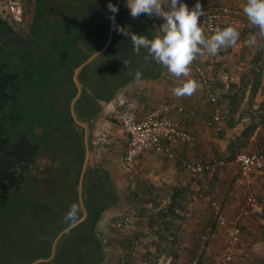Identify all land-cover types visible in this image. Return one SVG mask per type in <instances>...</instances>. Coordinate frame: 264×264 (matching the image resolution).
Instances as JSON below:
<instances>
[{
	"label": "trees",
	"instance_id": "obj_1",
	"mask_svg": "<svg viewBox=\"0 0 264 264\" xmlns=\"http://www.w3.org/2000/svg\"><path fill=\"white\" fill-rule=\"evenodd\" d=\"M109 2L116 5L117 0H36L30 40L23 37L26 35H16L20 37L14 42L15 44L11 47L8 46L4 54L0 55L2 64H7L10 69L5 74L0 72L1 264H31L37 258L49 257L52 254L53 242L57 235L83 215L79 201L78 182L84 163L85 150L83 131L76 129L71 114L70 104L78 91L73 74L75 68L85 61L90 53L101 49L106 44L111 22L109 16L112 15L107 8ZM62 7V11L58 12L57 9ZM127 11L128 8L125 6L124 0L117 13L116 25L124 26L122 19ZM50 29L52 35H57L56 37L60 38L58 35H61L63 29L69 38L77 37L78 39L69 40L66 45L56 41L58 43H56L55 49L51 48L53 56H50V59L58 65L59 70L63 69V72L61 81L55 87L50 88L52 89L50 95L58 92L59 96L55 98L56 101L51 106L52 111L48 106V112H54L53 118L46 117L45 119V121L52 120L53 122L48 128V131L51 132L49 135L43 136L42 143L39 144L36 141L39 145L35 146L37 147L35 151H31L32 143L29 139L24 137H19L17 140L11 139L9 129L13 124H16L20 130V121L17 117L24 111L23 104H20V96L26 95V87L32 82L31 78L24 74L31 73V76L34 75L36 79L38 78L39 66H37L35 58L43 56V53L49 55L45 49L48 46L42 42V35H44V31L49 32ZM154 31V28L151 29L150 33L152 34L149 36L152 37ZM146 34L148 36V32ZM28 41H30L29 44ZM124 42L127 47L129 45V50H133L131 39L114 30L113 41L107 50V60L123 55L122 53L127 50L124 47ZM13 53L20 57L16 63L19 62V65L27 70L22 72L17 71V68L14 71L11 70ZM156 67L155 61L144 63V68L147 70L146 76H150ZM1 75L8 77L2 78ZM88 76L90 77L84 67L79 75L80 80L84 81L82 83L84 89L82 97L76 105V112L80 118L91 122L97 115L99 104L92 97H87ZM37 84L39 85L34 87L41 86L42 83ZM59 89L61 90L57 91ZM105 90L107 92L109 90L110 95L102 98L109 101L113 97L114 89L107 86ZM12 96L13 102L16 98L18 101L11 103V106L10 98ZM83 102H86L85 106ZM22 118L23 116L21 120H23ZM251 128H246L239 138L242 139V136L249 133ZM12 136H17V134ZM107 177V171L97 165L88 167L83 184L88 215L81 223L63 235L58 254L54 259L55 264H68L67 262L76 258L82 250L84 251V248L87 249H85L83 258L81 257L80 261L74 260L77 261L75 264H100L104 261L103 242H101V237L98 238L95 235V226L104 210L118 201V196L112 190V186L108 189ZM176 204L177 202L174 201L172 205L160 209L164 214L168 213L174 218H178L179 215L173 208ZM73 205L76 206V212L74 218L68 220L66 217ZM159 206V204H154L156 209ZM143 208L145 210V207ZM206 227L199 235L196 255L200 250L201 235ZM116 228L119 231H124L117 226ZM117 229L112 230L114 238L120 234ZM73 234L77 238H74ZM153 234L160 235V228L154 229ZM142 236L144 234L138 232L134 238L141 241ZM162 236L172 239L175 237V232L162 234ZM124 241L119 247L127 250V245L132 244V241L128 238ZM150 248L148 246L146 254L141 255L149 257L147 262H135L136 259L131 253L125 261L119 262V264H152L154 259L151 255L155 251L153 252ZM171 253L177 256L173 251ZM202 253L205 254L204 251ZM169 264H176V261L173 260Z\"/></svg>",
	"mask_w": 264,
	"mask_h": 264
},
{
	"label": "crops",
	"instance_id": "obj_2",
	"mask_svg": "<svg viewBox=\"0 0 264 264\" xmlns=\"http://www.w3.org/2000/svg\"><path fill=\"white\" fill-rule=\"evenodd\" d=\"M31 2L33 3V11L31 12V16L28 22L27 20H25V23L23 25L15 22L10 16L9 10L7 9L8 6L4 11L3 6L0 2V55L4 54L8 46L11 47L15 44L14 42L17 41L20 37H17L16 35H26L23 37H25L26 40H30L31 37L29 36L33 31L32 21L34 19L36 11V0H31ZM245 3L246 0H223V2L218 1V5H231L241 9L242 11ZM192 8L193 7L189 6V9ZM202 8L204 9L205 7H203L202 5ZM153 16L155 21L154 23L159 27L160 21L158 20V17H156L155 15ZM26 24H28V27L24 29ZM46 31H44V35H42V42L45 46L50 45L52 49H55L56 43L54 46H52L54 43H52L51 40H53V37L57 35H52L51 31ZM239 33L240 37L236 45L221 49L220 52L215 56L209 55L207 53L198 55L195 61L190 65V78L195 79L201 85V87L191 97L178 98L173 95L172 88L176 86L179 81L176 77L171 75L162 65L157 64L154 72L150 76H146L147 70H145L144 68V63L147 62H145L144 58H142L141 61H136V54L134 50L127 49L126 51H124V53H122L123 55L119 56L118 58L107 60V50L110 47L113 39L110 45L106 49H104V51L102 50L106 44L101 49L90 53L88 58L80 64L84 65L81 68L79 75L84 67L86 68L88 75H90V77H87V82H89L87 83L89 85V89H87L86 91L87 97H92L97 101L99 106L97 115L91 122H88L86 119L80 118V116L77 114L76 105H78L84 89L82 84L84 81L80 80L79 77L81 89L79 90V88L77 87L78 91L76 95L79 94V100L75 105V112L77 117L82 122L87 124L88 131L84 127L78 125L77 122H75L74 117L73 120L76 129L83 131V139L87 133L89 147L94 153L96 165L102 168L104 171H107V167H105L98 161L100 160V157L103 156L107 160L111 161L114 157L122 154V160H124L127 164L126 154L129 146V136L124 131L123 122L120 123V121H115L113 119L111 122L105 123L104 121L107 120L99 116V113L102 111V109L109 110L114 105L121 106L124 101L129 99V104L132 105L131 108H136L134 111L137 117H141L146 112L154 109L159 103L167 101L179 103L185 106L187 111L192 112V114L190 115L184 113H174L173 117L181 123V126L184 130L196 136V140L194 142H174L172 155L157 153L154 150H145L137 155L134 160L133 166H129L127 164L135 172V176L133 175L132 178L134 179L133 183H135L136 187H134L133 192H131L130 195H138L137 197L141 201H155L154 204L160 205L158 209L165 205V203H167L165 200L171 201V204H173V202L176 200H185L188 198V196L185 195V192L188 191L189 184L186 183V179L182 178L185 177V175L189 172L183 166L184 162L194 158L210 161L225 159L227 163L222 167H225L224 169H226L227 171V175H224L225 179L229 181L231 170L235 169V167L238 168V171L234 172H238V175L235 178L236 181L232 183L233 190L231 191V193H229V196L226 195L225 197V211L227 215L231 217L236 212L237 202L235 199V192L241 188V178L239 174V165L235 159L237 153L239 152H237L238 148H233V146H235L234 144L238 140L244 141L245 143L248 137H250L252 134H255L256 137L258 135V132L254 131L253 133L254 126L250 125V117L242 115V111H240L237 116L236 112L239 111L240 107L238 106V101L236 100L243 99L238 97L237 93L239 92L241 86L245 84V79H243L244 72H255L252 71L253 66L254 69H259L258 67L256 68L253 63L252 55L253 53H256L255 50H258L257 46L264 43V38H261L257 35V42L254 46L249 47L246 45L245 41L248 40L252 35H256L258 33V29H256L255 27L252 29H243ZM205 35L210 37L212 34ZM48 39H50L51 43H48ZM72 39L78 38H59L60 44L64 43V45H66L69 40L72 41ZM29 42L30 41H28V44ZM124 44L126 45L125 42ZM60 53H62V51H60ZM141 55L144 57L147 55V53H145V55ZM258 56H261V54ZM124 60H129L131 62L130 67L133 73L136 70L142 72L140 82L135 81L134 75L128 74V69H126V66L123 64ZM212 60L214 61L212 62ZM0 63V70L3 71L2 74L8 73V70L10 69L7 64H2L3 61H0ZM196 63L202 65L206 74L208 75V81L209 83H211L213 91L217 97L216 101H213L209 97L210 92L207 89L205 78L196 70ZM2 65H6L7 67H3ZM79 66H77L75 70ZM226 74L229 76V79H225L223 77V75ZM258 75H261L260 81L262 83L259 86L260 89L259 91L255 89V91H253L252 98L249 99V104H252L254 106H257L259 104L264 105V72L260 71L258 72ZM1 77L7 78L8 76L1 75ZM247 80L248 81L246 82L249 85V79ZM219 82H223L225 84L222 83L219 86ZM107 86L114 89L113 97L109 101L105 98H102L103 96L110 95V91L108 90L107 92L105 90ZM216 108H221L222 110L221 121L213 125H208L207 121L212 118L214 110ZM249 127H252L251 131L244 134L242 136V139L239 138L242 135L243 131L246 128L248 129ZM103 128L110 132V134L107 135V142L105 141L106 143L97 141V138L105 135V132L102 131ZM219 134H221L222 136L220 135L221 137H219ZM253 137L254 136H251V138ZM210 139L213 140L215 151H217L218 155L220 156V158L218 159H212L215 154L211 153L209 151V147H207L208 141ZM246 144L247 142L245 143V145ZM248 145L251 148L252 146H254L255 148L253 150H255L258 147L264 145V143L256 146L255 144ZM157 171H160V174H156ZM107 175L111 181L108 186H112V190L115 191L116 195L118 196L119 193L114 189L115 182L113 181L108 171ZM130 181H132V179ZM129 184L124 187L125 191L132 187V184ZM192 188L195 189L194 186H192ZM251 188L252 192L255 194V196L257 195L256 197L258 199H264V170L254 172L252 174ZM118 199L119 198H117V200ZM118 201L108 209L104 210L98 223L95 226V235L98 238L101 237V242H103L105 253V259L100 264H105L110 261L112 259L111 249H116L115 245H121V242H125L124 239L126 238L130 239L132 241V244L127 245V250L119 248L118 263L125 261L126 257L131 255V253H133V258L136 259L135 262H139L141 259L137 257L139 255H142L140 254L141 251L145 252L144 247L147 248V251L148 246H150V249L153 250V243H156V236H153L152 234L153 230L158 228L159 225H149L147 221V212H149V209H147L145 204H142L139 201L133 204V209H131L133 213L132 214L130 212L124 213L120 209H118L116 206V204L119 203ZM143 207H145V210ZM123 214L130 215L131 222L124 231H119L116 228V222ZM241 225L244 236L242 237V242L239 248L236 250L234 260L230 264H264V218L255 216L246 217L245 219H243ZM182 226H184V228L188 229L189 231H197L201 228L199 227V225H194L193 220L190 221V223H188L187 220H183ZM73 228L69 230H72ZM114 229H117L120 232L119 236H116L115 238L112 237V230ZM69 230H67L66 232H68ZM138 232L144 234V236H142V238L140 239L141 241L135 240L134 238V235ZM63 235L60 237L57 243V247H54V242L57 237L55 238L53 242L52 254L49 257L37 258L32 263L55 264L54 259L58 254ZM73 236L74 238H77L76 235L73 234ZM207 246L208 243L206 244V248H204L203 250L204 252H206ZM85 249L87 248H84V251L82 250V252L78 256H76V258H74L72 261H68L67 263L71 264L74 262L75 264L77 263V261L74 260L80 261L81 257L83 258L84 256Z\"/></svg>",
	"mask_w": 264,
	"mask_h": 264
},
{
	"label": "rangeland",
	"instance_id": "obj_3",
	"mask_svg": "<svg viewBox=\"0 0 264 264\" xmlns=\"http://www.w3.org/2000/svg\"><path fill=\"white\" fill-rule=\"evenodd\" d=\"M218 1L223 2V0H200L201 5L203 7L208 8L212 6H217ZM1 5L3 6V10H6L7 4L6 1L0 0ZM162 4L164 5L165 9L169 7L170 0H161ZM182 3H186L190 7H194L196 4V0H181ZM24 4V21L22 23H19L20 25H23L25 23V20L30 19L31 12L33 11V3L31 0H23ZM92 5V4H91ZM8 9V8H7ZM63 9H57L58 12H61ZM91 9V7H90ZM87 10V8H86ZM158 20L160 21L159 24L162 25L164 23V20L162 17H158ZM28 27V24L24 27L26 29ZM51 31V29L49 30ZM60 38H69V35L66 34V32L62 29L61 35H59ZM42 38V36H41ZM52 43L54 41L55 43L60 42L59 37L54 36L53 40H51ZM58 41V42H56ZM50 42V40L48 41ZM125 49H128L126 45H124ZM258 50H255L256 53H253V63L255 67L259 68L254 69V66L252 67V74L251 71L244 72L243 79L244 85L241 86L239 89V92L237 93V96L243 99H237L238 106L240 107L239 111L236 112L237 116L240 111H242V115L250 117L249 122L250 125L254 126L253 133L258 132L257 137L255 134H252L251 136H254L253 138L248 137L246 140L247 144L245 145L244 141L238 140L233 146V148H238L237 152H240L242 150H253L255 147L252 146L249 147L248 144H255L259 145L264 143V105H257L254 106L252 104H249V99L252 98L253 91L257 89L259 91V86L262 83L261 75H258V72L263 71L264 67V43L262 45L260 44L257 46ZM49 55H45L43 53V56H38L35 58V62L37 63V66H39V74L38 78L36 79V76H31V73L24 74V76H27L28 78H31V83L29 84L27 89V93L24 97L20 96V104H23L24 111L22 114L17 117L20 121V130L19 127L16 126V124H13L11 126V139L17 140L19 137H24L29 139L31 147V151H35L37 147L36 145H39L40 142L42 143V138L45 135H49L51 131H48V128L52 125V120L45 121L46 117L53 118L54 112H48V106L50 107L51 111L53 108L51 107L53 102L56 101L55 98L59 96L58 92L53 93V95H50L52 87H55L62 79V70L58 69V65L54 64L53 60L50 59V56H53V51L50 46L45 48ZM224 49V48H223ZM260 51V52H259ZM147 53L145 49H141L140 55H136L135 59L136 61H141L142 58H144L141 54ZM26 54V53H24ZM136 54V53H135ZM261 56H258L260 55ZM19 55L14 54L12 55V64H11V70L14 71L15 68H17V71H23L26 68L22 67L16 63V60L20 57ZM24 57V56H23ZM214 60H212L213 62ZM260 66V67H259ZM250 67V68H251ZM249 68V69H250ZM248 69V70H249ZM27 70V69H26ZM237 74V73H236ZM218 75V74H216ZM23 76V77H24ZM234 76V75H233ZM249 79V85L246 81ZM37 83H42L41 86L34 87L35 85H39ZM223 83V82H222ZM219 82V86L222 84ZM225 84V83H223ZM251 85V87H250ZM218 86V85H217ZM218 86V87H219ZM253 86V87H252ZM45 89H42V88ZM257 87V88H255ZM61 89L57 90L60 91ZM221 90V89H220ZM54 91V90H53ZM14 96V94H13ZM13 96L10 98V105L11 103L17 102L18 98L13 102ZM125 97V95H124ZM127 97V96H126ZM105 104V103H103ZM121 105V104H120ZM124 105V106H122ZM121 106L114 105L109 110H103L99 113L102 118H104L107 121H104L105 123L111 122L113 119L115 121H120V123L123 122L124 117L130 113L133 112L135 115V109L131 108L132 105L129 104V99L123 102ZM12 106V105H11ZM106 106V105H105ZM19 109V108H17ZM23 116V120H21V117ZM50 125L48 126V124ZM24 124V125H23ZM42 125V126H40ZM102 131L105 132V135L101 136L100 138H97V141L106 143L107 135L110 134L109 131L106 129H102ZM17 134V136H12L14 134ZM221 134H219V137ZM251 138V139H250ZM26 139V141H27ZM39 143L37 144L36 143ZM106 141V142H105ZM248 146V147H247ZM207 147H209V151L214 155L212 158L218 159L220 156L218 155L217 151H215V145L213 144V140L210 139L208 141ZM99 163H102L108 171V173L111 175L113 181L115 182L114 189L119 193L118 194V202L116 204L117 208L120 209L122 212H130L132 213L133 204L136 202H141L142 204H145L147 209H149L148 214V223L150 226H156L159 225L160 228V235L153 234V236H156V243H153V262L152 264H169L173 260L176 261V264H194V260L199 255V252L196 255V249L198 244V237L199 234L202 232V230L207 226L211 225L213 230L210 236V239L208 241V246L205 254L201 255L200 260L197 264H219V260L223 254V246L227 239V231L225 227H221L219 224H217L216 219L213 216L211 202L213 198L215 197L218 190L226 191V195L229 196V193L233 190V182L236 181L235 178L238 175V172L234 173L235 171H238V168L235 167V169L231 170V176L229 175V181L224 178V175H227L226 169L222 168L219 171L215 173H203L201 174H194V173H188L183 177L182 179H186V183L189 184L188 191L185 192V195L188 196L185 200L175 201L179 202L176 205L173 206L175 211L178 213L179 217L174 218L171 214H164L162 209H156L154 207L155 201H147L143 200L141 201L138 199V195H130L131 192H133L134 187H136L135 183H133L132 176H135L134 170L129 167L124 160H122V154L114 157L111 161L107 160L104 156L100 157V160H98ZM156 174H160V171H157ZM110 177V176H109ZM132 179V181H130ZM238 179V178H237ZM130 181V182H128ZM226 181V182H225ZM111 183L110 179L107 177V184ZM130 183V184H129ZM131 185L132 187L124 190V187L127 185ZM192 186L195 187L192 188ZM111 187L108 186V189ZM198 192V193H197ZM257 196V195H256ZM261 202L264 203V199H259ZM167 203L163 205L161 208H164L165 206L172 205L171 201L165 200ZM151 202V203H150ZM225 206V203H224ZM133 214V213H132ZM193 220L194 225H199L201 227L200 229L189 231L188 229L184 228L182 226V222ZM175 232V237L172 239H167L166 237L162 236L168 233ZM244 236V232H243ZM116 249H111L112 253V259L108 261L105 264H119L118 260V253H119V246H116ZM160 250V251H159ZM164 250V251H162ZM144 251L140 254H146L147 248L144 247ZM171 251L177 254V256L172 255ZM150 256V257H151ZM137 258L141 259L140 261L147 262L149 260V257H142L139 255ZM138 259V260H139ZM1 264V263H0Z\"/></svg>",
	"mask_w": 264,
	"mask_h": 264
},
{
	"label": "built area",
	"instance_id": "obj_4",
	"mask_svg": "<svg viewBox=\"0 0 264 264\" xmlns=\"http://www.w3.org/2000/svg\"><path fill=\"white\" fill-rule=\"evenodd\" d=\"M8 10L12 19L17 23L24 21V4L22 0H6ZM191 10V9H190ZM205 15L198 18V23L205 34H214L217 27L221 29L226 26H233L239 32L243 29H252L243 11L231 5H217L203 9ZM195 61V60H194ZM193 61V62H194ZM196 70L205 78L206 86L210 92L209 97L216 101L217 97L213 91L209 77L202 65L196 63ZM225 79L229 76L223 75ZM221 108L214 110L212 118L207 121L208 125H213L221 121ZM187 111L185 106L176 102H161L154 109L146 112L141 117H137L133 112L128 113L123 119L124 131L129 136V146L126 154V161L129 166L134 165L137 155L145 150H154L157 153L172 155L173 143L175 142H194L196 136L181 126V123L173 117L174 113H184L187 115L192 112ZM239 165L241 178V188L235 192L237 202L236 212L229 217L225 211L226 193L223 190L217 191L211 202L213 216L221 227L227 231V239L223 246V254L219 264H230L236 255L242 237V221L246 217L255 216L264 218V203L261 202L252 192V174L264 170V145L253 151H240L236 155ZM225 159L219 160H200L197 158L185 161V169L194 174L215 173L225 166ZM131 222V216L121 215L116 222V226L125 230ZM212 226L208 225L201 235L199 255L194 260L198 263L199 257L208 243Z\"/></svg>",
	"mask_w": 264,
	"mask_h": 264
},
{
	"label": "clouds",
	"instance_id": "obj_5",
	"mask_svg": "<svg viewBox=\"0 0 264 264\" xmlns=\"http://www.w3.org/2000/svg\"><path fill=\"white\" fill-rule=\"evenodd\" d=\"M125 6L130 10L133 19L141 14L163 18L164 23L154 29L152 37L149 38L116 25L115 14L119 9L111 2L107 5L108 11L113 14L109 19L114 30L131 39L136 55H140L142 48L145 49V62L155 61L178 79V84L172 88L173 95L178 98L191 97L201 87L198 81L190 78V65L198 55L207 53L215 56L221 49L236 45L240 37L239 31L233 26L222 29L217 27L214 34L206 36L198 23V18L205 15L200 0H196L191 10L181 0H170L167 10L161 0H125ZM243 13L249 25L258 29L256 35L245 41L247 46L252 47L257 42V35L264 38V0H246ZM123 64L128 69V74L134 75L135 81L140 82L142 72L136 70L133 73L129 60H124ZM75 212L76 206L73 205L66 219L72 220Z\"/></svg>",
	"mask_w": 264,
	"mask_h": 264
},
{
	"label": "water",
	"instance_id": "obj_6",
	"mask_svg": "<svg viewBox=\"0 0 264 264\" xmlns=\"http://www.w3.org/2000/svg\"><path fill=\"white\" fill-rule=\"evenodd\" d=\"M122 0H117V7L119 9V6L121 4ZM113 15V14H112ZM116 16H117V13L115 14V20H116ZM113 33H114V25L111 21V26H110V32H109V37H108V40H107V43L105 45V47L103 48L102 51H104V49H106L112 39H113ZM84 64L80 65L76 70H75V73H74V82L75 84L77 85V87L79 88V90L81 89V84H80V81H79V72L81 70V68L83 67ZM79 100V94L76 95L72 102H71V109H72V114H73V117L75 119V122H77L78 125L84 127L86 130L88 128L87 124L82 122L76 115V112H75V105L77 104ZM88 131V130H87ZM84 148H85V160H84V163L82 165V170H81V174H80V177H79V182H78V193H79V201H80V206H81V209H82V212H83V215L77 220L75 221L74 223H72L70 226H68L66 229H64L63 231H61L57 237V239L55 240L54 242V247H57V243L60 239V237L69 229L75 227L76 225H78L79 223H81L86 217H87V208L85 206V200H84V193H83V184H84V177H85V174H86V171L88 169V167H94L96 165V162H95V157H94V153L93 151L90 149L89 147V142H88V135L86 133L85 137H84ZM34 264V263H32Z\"/></svg>",
	"mask_w": 264,
	"mask_h": 264
},
{
	"label": "flooded vegetation",
	"instance_id": "obj_7",
	"mask_svg": "<svg viewBox=\"0 0 264 264\" xmlns=\"http://www.w3.org/2000/svg\"><path fill=\"white\" fill-rule=\"evenodd\" d=\"M122 2H124V0H122ZM122 2H121V4H122ZM116 18H117V16H116ZM122 22L124 24L123 27H126L130 31H132L136 34H139V35H147L146 32H148V35H151L152 33H150V30L153 28L154 29L158 28V26L154 23L155 22L154 16L150 17L147 14H141L137 18L133 19L130 16V10L129 9L127 11V14L123 17ZM149 38H151V36H149ZM0 72L3 73L1 70H0ZM85 103L86 102H83L84 106H85Z\"/></svg>",
	"mask_w": 264,
	"mask_h": 264
}]
</instances>
